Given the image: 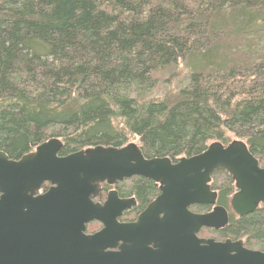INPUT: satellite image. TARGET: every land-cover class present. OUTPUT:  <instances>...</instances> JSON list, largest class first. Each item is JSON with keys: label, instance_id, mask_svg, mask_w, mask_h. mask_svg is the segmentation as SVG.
Segmentation results:
<instances>
[{"label": "trees", "instance_id": "1", "mask_svg": "<svg viewBox=\"0 0 264 264\" xmlns=\"http://www.w3.org/2000/svg\"><path fill=\"white\" fill-rule=\"evenodd\" d=\"M262 28L264 0H0V151L19 159L57 138L61 155L134 143L178 160L232 136L264 167V46L238 50ZM129 186L137 205L124 221L155 192L146 179ZM210 187L228 223L199 235L264 251V203L236 216L222 169Z\"/></svg>", "mask_w": 264, "mask_h": 264}, {"label": "water", "instance_id": "2", "mask_svg": "<svg viewBox=\"0 0 264 264\" xmlns=\"http://www.w3.org/2000/svg\"><path fill=\"white\" fill-rule=\"evenodd\" d=\"M62 142L50 138L19 159L0 151V264H264V251L242 240L200 237L219 230L228 213L216 205L211 173L226 171L236 191L230 208L237 216L264 203V167L246 143H210L204 151L171 164L166 157L144 159L134 143L94 146L60 157ZM141 176L159 184L160 194L132 222H119L135 200L113 191L94 203L103 182ZM48 190L35 195L42 184ZM192 205H210L195 213ZM102 228L86 234V224ZM119 247L117 252L105 248Z\"/></svg>", "mask_w": 264, "mask_h": 264}, {"label": "flooded vegetation", "instance_id": "3", "mask_svg": "<svg viewBox=\"0 0 264 264\" xmlns=\"http://www.w3.org/2000/svg\"><path fill=\"white\" fill-rule=\"evenodd\" d=\"M62 147H63V144L61 146V149H62ZM35 148H34V150H35ZM61 149L57 153V155L60 156V157H63V156H66V155H69V154L73 153V152H71V153H67L65 155H61L60 154ZM143 157H144V159H147V160H150V159H153V158H162V157H156V156H154V157H147V156H144V155H143ZM166 158H169V157H166ZM169 159H170L171 164H175L179 160V159L178 160H173L171 158H169ZM139 179L140 180H142V179L145 180L146 179V180L150 181L151 184L154 187V191L155 192H154V194L150 198H148V201H147V203H146V205H145L144 208L140 209L139 212L134 217H132V219H129L127 221H124L123 220L124 219V214L127 213L128 211H130L133 207H135L137 205V197H138V195L136 193L129 192V190H127V189L130 187L129 184L131 182H133L134 180H139ZM233 182H234V180H233ZM49 187H50V184L47 183V182H44L42 184L41 188L35 193V195L42 194V193L46 192ZM110 191L115 192L117 194L118 198H120V199H130V198H133L135 200V205L132 208L123 211L122 212V215L120 217H118V221L119 222H132V221H135L136 218H137V216L160 194V189H159V184L158 183L154 182L151 179L145 178V177L132 176V177H130L128 179H124L122 181H116L114 184H107L106 182L101 183L99 185V193L97 194V196L91 197V200L94 203H100V204H102L106 200V198L108 196V193ZM213 191H215V190H213ZM216 193H217V191H216ZM193 206H195V205H192V206L189 207V210L192 211V212H195V213H205V212H208V211H205V212H196V211H193L192 210V207ZM207 206H210V205H207ZM211 208H212V206H210V210H211ZM101 228H102L101 222H99V221H92V222H89V223L86 224L85 233L86 234H92V233L98 231ZM198 236H200L199 233H198ZM200 237H202V236H200ZM104 250L107 251V252H117L119 250V247L117 246V247H115L113 249H111V248H105Z\"/></svg>", "mask_w": 264, "mask_h": 264}, {"label": "rangeland", "instance_id": "4", "mask_svg": "<svg viewBox=\"0 0 264 264\" xmlns=\"http://www.w3.org/2000/svg\"><path fill=\"white\" fill-rule=\"evenodd\" d=\"M249 40L253 41L250 43H245L242 44L241 46L238 47V50L246 53L248 55H251L253 57H256V54L259 53V51L261 50V47L264 46V28L258 30V32L256 33H251L248 36ZM181 68H183V65H180ZM178 68L177 70V65L170 67L169 69H167V73L164 75V77L162 78L163 80V85L161 87V89H159L158 91H156L154 94L155 97H161V95L163 94L164 90L170 85L169 83L166 82V79H164L165 77L168 76H173V75H177L176 71H180L181 68ZM180 83L182 82V84H186L187 82H185V79L181 78L179 79ZM182 80V81H181ZM177 80H173L172 83H176ZM185 82V83H184ZM174 87L177 86V84H173ZM234 140V138L232 136L229 137V141ZM135 142V141H132ZM209 236V235H207ZM205 237V236H202Z\"/></svg>", "mask_w": 264, "mask_h": 264}]
</instances>
